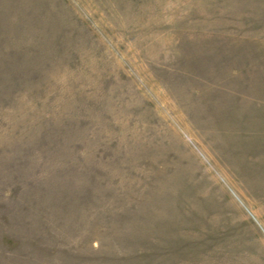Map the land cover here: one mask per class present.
Wrapping results in <instances>:
<instances>
[{
    "label": "rangeland",
    "instance_id": "obj_1",
    "mask_svg": "<svg viewBox=\"0 0 264 264\" xmlns=\"http://www.w3.org/2000/svg\"><path fill=\"white\" fill-rule=\"evenodd\" d=\"M0 264H264V0H0Z\"/></svg>",
    "mask_w": 264,
    "mask_h": 264
}]
</instances>
